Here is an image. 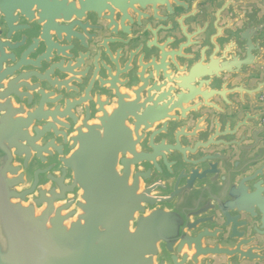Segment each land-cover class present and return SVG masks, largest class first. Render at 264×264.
I'll list each match as a JSON object with an SVG mask.
<instances>
[{
  "label": "water",
  "instance_id": "water-1",
  "mask_svg": "<svg viewBox=\"0 0 264 264\" xmlns=\"http://www.w3.org/2000/svg\"><path fill=\"white\" fill-rule=\"evenodd\" d=\"M0 264H264V0H0Z\"/></svg>",
  "mask_w": 264,
  "mask_h": 264
}]
</instances>
